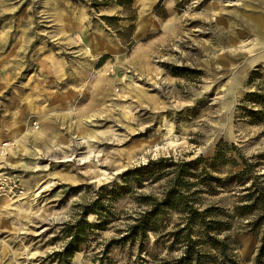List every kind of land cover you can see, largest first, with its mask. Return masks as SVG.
I'll return each mask as SVG.
<instances>
[{
    "label": "rangeland",
    "instance_id": "1",
    "mask_svg": "<svg viewBox=\"0 0 264 264\" xmlns=\"http://www.w3.org/2000/svg\"><path fill=\"white\" fill-rule=\"evenodd\" d=\"M111 1L0 0V264H56L47 257L63 248L78 204L113 183L129 193L71 264H98L104 252L114 264H159L170 242L155 233L142 252L137 243L106 245L162 197L171 175L163 168L158 181L127 185L122 175L159 159L210 163L220 141L254 166L252 177L213 184L199 209L226 216L230 230L219 238L228 234L251 262L262 228L256 212L236 209L250 187L264 188V115L254 124L236 109L264 90V0ZM220 170L209 173L230 172ZM181 224L169 211L162 232Z\"/></svg>",
    "mask_w": 264,
    "mask_h": 264
},
{
    "label": "trees",
    "instance_id": "2",
    "mask_svg": "<svg viewBox=\"0 0 264 264\" xmlns=\"http://www.w3.org/2000/svg\"><path fill=\"white\" fill-rule=\"evenodd\" d=\"M94 7L107 6L113 3L111 0H92ZM132 0H116L115 4L119 6H128ZM259 76L258 71L251 74L249 83ZM252 106L249 108L248 105ZM258 107V108H257ZM237 117L245 118L251 123L262 121L261 115H264V90L263 92L252 91L245 94L236 109ZM240 160L237 161L236 157ZM168 165L165 166L164 164ZM201 164L198 172H193ZM154 165L151 171L146 173L143 170ZM242 165V169L232 173V170ZM253 165L241 156L235 146L228 145L220 141L215 154L210 163L203 158H197L189 162H174L171 159H159L154 163H149L143 167L128 170L122 175L123 184L127 185L130 181L139 183L142 177H149L152 181H158L162 177V169L168 168L171 175L166 179L167 188L162 193L160 199L152 200L150 209L133 219V224L128 226L127 233L118 240H110L106 249L110 245H125L137 243L139 252L143 251L142 240L147 239L149 232L158 235L157 240L166 239L170 242L166 248L165 257L161 258L159 264H264V188L256 189L252 192L250 187L248 193L243 197L248 204L239 206L237 212L240 215L257 213V220L254 222L262 228L261 244L251 262L241 260L236 253V249L230 242V236L224 234L222 238L219 235L227 232L230 227L221 217H226L214 206L199 209L201 205L200 195L202 193L213 192L212 185L226 186L233 181L243 182L251 176ZM229 169L226 178H218L211 175V171L220 172V169ZM164 177V176H163ZM251 179V178H250ZM253 186V185H252ZM129 193L127 186H118L115 183L100 187L96 199L87 204H78L77 218L64 224L62 234L66 242L63 248L52 253L47 259L49 263L71 264V260L76 252L85 245L94 232L104 230L112 220V204L122 196ZM196 205V206H195ZM173 211L181 215L182 224L176 226L173 231L162 232L164 220L167 212ZM88 216H95L96 222L87 220ZM162 245H164L162 243ZM173 253H176L173 255ZM98 264H114L106 256V252L98 258Z\"/></svg>",
    "mask_w": 264,
    "mask_h": 264
},
{
    "label": "built area",
    "instance_id": "3",
    "mask_svg": "<svg viewBox=\"0 0 264 264\" xmlns=\"http://www.w3.org/2000/svg\"><path fill=\"white\" fill-rule=\"evenodd\" d=\"M4 146H6V145H4ZM14 186H16V184H14Z\"/></svg>",
    "mask_w": 264,
    "mask_h": 264
}]
</instances>
